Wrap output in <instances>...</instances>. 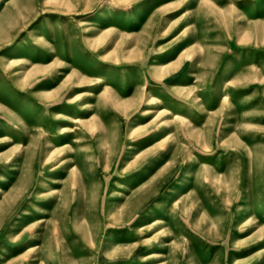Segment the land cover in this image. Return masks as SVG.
<instances>
[{"label":"rangeland","instance_id":"rangeland-1","mask_svg":"<svg viewBox=\"0 0 264 264\" xmlns=\"http://www.w3.org/2000/svg\"><path fill=\"white\" fill-rule=\"evenodd\" d=\"M0 264H264V0H0Z\"/></svg>","mask_w":264,"mask_h":264},{"label":"bare ground","instance_id":"bare-ground-1","mask_svg":"<svg viewBox=\"0 0 264 264\" xmlns=\"http://www.w3.org/2000/svg\"><path fill=\"white\" fill-rule=\"evenodd\" d=\"M59 115V114H58ZM57 119L58 120H64L65 122H70V121H72L73 123H77V122H80V121H78L77 119L75 120H73V118L71 117V118H67V116H63V117H60V116H57ZM67 129H70V128H64V131L65 132H67V131H69V130H67ZM63 131V132H64ZM71 131H74V130H71ZM206 168V167H205ZM159 223H162V222H160V220H156L155 222H154V224H159Z\"/></svg>","mask_w":264,"mask_h":264}]
</instances>
